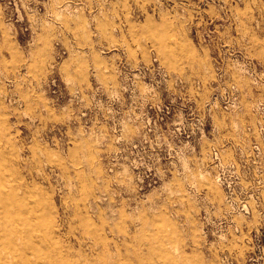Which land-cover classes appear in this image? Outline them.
Masks as SVG:
<instances>
[{
  "label": "rangeland",
  "instance_id": "obj_1",
  "mask_svg": "<svg viewBox=\"0 0 264 264\" xmlns=\"http://www.w3.org/2000/svg\"><path fill=\"white\" fill-rule=\"evenodd\" d=\"M34 263L264 264V0H0V264Z\"/></svg>",
  "mask_w": 264,
  "mask_h": 264
},
{
  "label": "built area",
  "instance_id": "obj_2",
  "mask_svg": "<svg viewBox=\"0 0 264 264\" xmlns=\"http://www.w3.org/2000/svg\"><path fill=\"white\" fill-rule=\"evenodd\" d=\"M157 62V61H156ZM171 78V77H170ZM219 153H218V151H216L215 149L213 150V153H212V157H213V159L214 160H217V162H219L220 161V158H219Z\"/></svg>",
  "mask_w": 264,
  "mask_h": 264
},
{
  "label": "bare ground",
  "instance_id": "obj_3",
  "mask_svg": "<svg viewBox=\"0 0 264 264\" xmlns=\"http://www.w3.org/2000/svg\"><path fill=\"white\" fill-rule=\"evenodd\" d=\"M6 194V193H5ZM11 200V199H10ZM27 212V211H26ZM13 213V212H12ZM21 220V219H20ZM22 222V221H21ZM26 249V248H25ZM35 264V263H34Z\"/></svg>",
  "mask_w": 264,
  "mask_h": 264
}]
</instances>
